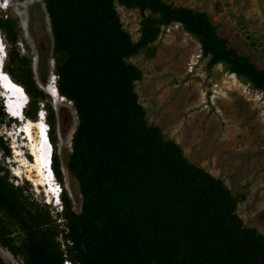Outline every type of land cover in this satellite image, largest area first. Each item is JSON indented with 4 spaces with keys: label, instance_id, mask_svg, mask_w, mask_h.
Returning a JSON list of instances; mask_svg holds the SVG:
<instances>
[{
    "label": "trees",
    "instance_id": "trees-1",
    "mask_svg": "<svg viewBox=\"0 0 264 264\" xmlns=\"http://www.w3.org/2000/svg\"><path fill=\"white\" fill-rule=\"evenodd\" d=\"M42 2L52 44L37 48L38 74L47 83L52 59L57 92L78 119L68 171L78 182L81 209L76 213L62 190V211L51 215L46 204L9 182L0 163V246L24 264H264V235L237 214L245 196H234L221 179L188 162L177 143L147 124L136 92L142 71L128 60L140 52L153 57L152 44L162 32L180 25L198 42L208 72L221 66L264 91V69L229 49L205 12L166 0ZM116 5L140 12L138 41L123 28ZM0 34L13 47L24 39L9 15L0 16ZM6 57L26 69L20 77L6 60L3 66L28 97L25 119L36 121L47 96L29 60L14 50ZM44 107L55 147L54 112L47 103ZM5 118L1 106L0 124ZM67 121L63 113L61 126ZM0 151L10 154L1 138ZM52 168L62 183L54 154ZM0 264H5L1 257Z\"/></svg>",
    "mask_w": 264,
    "mask_h": 264
},
{
    "label": "rangeland",
    "instance_id": "rangeland-1",
    "mask_svg": "<svg viewBox=\"0 0 264 264\" xmlns=\"http://www.w3.org/2000/svg\"><path fill=\"white\" fill-rule=\"evenodd\" d=\"M166 1L205 12L229 49L247 57L258 69H264V0ZM116 10L125 31L134 42L138 41L140 12L119 5ZM7 15L16 19L24 39L13 47L0 34L4 62L7 61L14 74L25 77L26 69L17 60L8 62L7 50H14L19 57L30 61L33 78L47 96L45 103L54 112L53 132L57 144L52 154L58 158L63 181L58 182L52 168L55 188L36 185L34 173L30 174L29 167L23 165L33 161L29 143L19 132L23 123L8 115L0 124V138L10 154L4 156L0 151V163L7 171L9 182L24 188L25 195L31 200L46 204L51 215L62 211L60 195L58 204L53 198L58 186L61 192H67L73 210L79 213L81 195L78 182L68 171L71 141L78 119L70 102H60L49 94L51 78L54 79L52 59L48 62L47 83L40 82L38 56L31 36L52 44L45 6L42 0H0V16ZM152 46L156 47L153 57L140 52L128 60L142 71L136 92L146 110L147 124L156 126L167 140L177 143L188 162L221 179L234 196L243 194L245 199L238 204V216L246 227L255 228L264 235V91L254 90L221 66L208 72L198 42L180 25L165 29ZM43 49H47V43H43ZM44 104L39 105L38 113L43 114L42 122L49 134L52 129ZM63 113L68 121L61 126ZM15 145L19 157H15ZM0 257L5 264H24L1 246Z\"/></svg>",
    "mask_w": 264,
    "mask_h": 264
},
{
    "label": "bare ground",
    "instance_id": "bare-ground-1",
    "mask_svg": "<svg viewBox=\"0 0 264 264\" xmlns=\"http://www.w3.org/2000/svg\"><path fill=\"white\" fill-rule=\"evenodd\" d=\"M2 51V52H1ZM1 53H4L1 55ZM4 59H5V51L2 46H0V91L1 96L5 94H11L10 97L7 96L6 101V113L10 118L15 119L17 121H21L23 125L19 129L21 135H25V140L29 143V151L30 155L33 156V161L31 164L23 163L24 166L29 167V172L34 173L33 177H36L37 186L44 185L51 186L53 189L55 188V184L50 182V174L52 172V149L53 146L50 142L48 129L43 124L42 114L38 117L36 121H31L25 119L23 115V110L28 103V97L23 89V87L17 83H15L10 76L4 71ZM53 81L49 86V94L60 102L66 101L63 97H60L58 92L54 89ZM26 100V102H25ZM25 102V103H24ZM24 104V105H23ZM4 106V105H3ZM5 108V107H4ZM6 112V111H5ZM36 130V133H34ZM27 143V144H28ZM13 148V146H12ZM14 151L15 157H19L20 153L17 150ZM49 156L51 159L49 160ZM50 170H48L49 164ZM51 171V172H50ZM28 173V172H27ZM29 174V173H28ZM53 174V172H52ZM54 176V175H53ZM29 178V177H28ZM32 179V175L29 178ZM55 181V179H54ZM35 182V180H34ZM50 194V193H49ZM55 195V194H53Z\"/></svg>",
    "mask_w": 264,
    "mask_h": 264
},
{
    "label": "flooded vegetation",
    "instance_id": "flooded-vegetation-1",
    "mask_svg": "<svg viewBox=\"0 0 264 264\" xmlns=\"http://www.w3.org/2000/svg\"><path fill=\"white\" fill-rule=\"evenodd\" d=\"M33 41H34V45L36 46V52H37V48H39L40 50L42 49L43 43H47L43 38H41L39 41L33 37V35L31 34Z\"/></svg>",
    "mask_w": 264,
    "mask_h": 264
},
{
    "label": "water",
    "instance_id": "water-1",
    "mask_svg": "<svg viewBox=\"0 0 264 264\" xmlns=\"http://www.w3.org/2000/svg\"><path fill=\"white\" fill-rule=\"evenodd\" d=\"M51 80L54 81V83H53V85H54V89L57 91V88H56V86H55V79H52V78H51ZM51 80H50V81H51ZM10 95H11V94L9 93V94H5L4 96H1V97H2V100H3V105H4V107H5V111H6V113H8V112H7V108H6L7 96L10 97ZM4 101H5V102H4ZM25 102H26V100H25ZM25 102H24V103H25ZM23 105H24V104H23Z\"/></svg>",
    "mask_w": 264,
    "mask_h": 264
},
{
    "label": "built area",
    "instance_id": "built-area-1",
    "mask_svg": "<svg viewBox=\"0 0 264 264\" xmlns=\"http://www.w3.org/2000/svg\"><path fill=\"white\" fill-rule=\"evenodd\" d=\"M52 77H54V79L56 78L54 75H52ZM42 117H43V114H42ZM50 159H51V156H49V160H50ZM49 165H51V163H50ZM60 191H61V190H60V188H59V186H58V191H57V192L60 193Z\"/></svg>",
    "mask_w": 264,
    "mask_h": 264
},
{
    "label": "clouds",
    "instance_id": "clouds-1",
    "mask_svg": "<svg viewBox=\"0 0 264 264\" xmlns=\"http://www.w3.org/2000/svg\"><path fill=\"white\" fill-rule=\"evenodd\" d=\"M57 191H58V188H57ZM57 191H56V192H57ZM60 193H61V191H60ZM60 193H58V192H57V195H58V200H57L56 202H54V203H56V204H58V203H59V195H60Z\"/></svg>",
    "mask_w": 264,
    "mask_h": 264
}]
</instances>
